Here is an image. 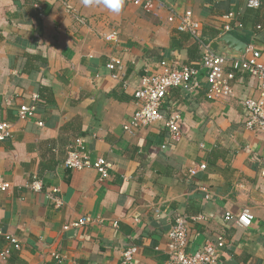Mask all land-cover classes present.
I'll use <instances>...</instances> for the list:
<instances>
[{"label": "crops", "instance_id": "0c3cea01", "mask_svg": "<svg viewBox=\"0 0 264 264\" xmlns=\"http://www.w3.org/2000/svg\"><path fill=\"white\" fill-rule=\"evenodd\" d=\"M160 1L166 7L152 11L123 1L115 13L95 0L87 7L82 0H0V123L13 126L0 143V183L11 186L0 190V231L22 243L0 264H121L131 246L139 249L133 264H166L174 220L200 214L208 221L191 225L189 253L224 235L228 245L218 264H264V165L256 160L264 133L246 128L243 106L257 96L253 78L238 73L234 97L225 101L209 100L206 83L195 93L172 90L162 112H181L179 141L161 123L135 136L123 130L136 112L134 92L146 69L157 74L162 62L179 63L198 69L205 81L202 49L177 30L178 22L168 23L172 14L192 11L212 49L227 34L224 25L240 22L243 28L231 33L264 59V3L251 9L249 0ZM36 2L44 5V19ZM65 3L76 16L65 12ZM113 33L118 39L106 41ZM112 59L121 62L114 72ZM34 96L36 116L20 120L19 106ZM79 140L93 160L113 165L109 180L64 166ZM202 164L206 170L191 178L189 170ZM35 177L41 192L28 188ZM53 188L60 189L59 206L48 200ZM246 207L255 216L248 229L236 223ZM227 212L234 215L230 222ZM84 217L92 223L64 230ZM9 247L0 236L1 250Z\"/></svg>", "mask_w": 264, "mask_h": 264}, {"label": "built area", "instance_id": "2783aa9c", "mask_svg": "<svg viewBox=\"0 0 264 264\" xmlns=\"http://www.w3.org/2000/svg\"><path fill=\"white\" fill-rule=\"evenodd\" d=\"M126 4L142 8L144 10L162 9L166 7L160 0H123ZM264 0H249L248 6L251 9L261 8ZM34 7L39 12V18L44 19V5L36 2ZM65 12L68 15L76 16V10L68 3H65ZM229 20H237L234 14H229ZM178 22L177 30L181 33L189 34L201 47V67L206 70L207 75L205 81L199 80V70L189 66L180 65L179 63H161L162 71L157 74L151 73L149 69L145 70V74L141 79L140 86L135 90L134 97L136 99L137 109L132 118L123 125L125 133L135 136L141 128L153 126L157 123L163 124L169 133L172 141H179L182 137L181 121L182 115L179 110H173L168 114H163V106L168 95L172 90L182 89L190 93H195L203 88V83L208 85L207 98L211 101H225L234 97V82L238 73H246L256 82L257 96L246 99L243 103L245 111L248 114L246 128L249 130L264 133V59L260 51L248 48L244 55L218 54L210 44L206 43L201 36V23L195 19L192 11H186L182 15H171L168 18L169 24ZM243 24L240 22L234 25L226 24L223 27L224 33H231L236 29H242ZM118 39V34L113 33L105 36L106 41L114 42ZM121 66V62L112 59L108 68L116 71ZM114 79H120L118 74L113 75ZM124 87H129L125 85ZM38 97L34 96L31 104L19 106L18 116L22 121H29L37 114ZM39 127H44L43 122H38ZM13 126L7 122L0 123V143L6 142L11 138ZM256 160L264 165V153L257 156ZM67 169L73 171L95 170L100 176V181L104 182L111 177L113 165L102 158L93 160L91 156L83 148V142L78 141L75 146H71L67 151L64 162ZM206 165L195 166L189 170V176L195 177L199 172L205 171ZM264 177V167L261 170ZM10 184L0 183V190L10 189ZM28 188L33 192L42 191V182L36 177ZM206 193V199L209 193L206 188H201ZM59 188H53L48 193V200L56 206L61 205ZM160 214L157 213V217ZM234 215L231 212L225 214L226 222L232 221ZM255 216L250 208H244L236 217V223L243 228H250L254 222ZM92 219L84 217L78 222L71 223L64 227L65 231L70 229H79L92 223ZM208 218L203 215L183 216L174 220V223L167 234V261L166 264H218L222 250L228 245L225 236H219L215 241H207L196 253H189V229L192 224L207 222ZM118 224H115L117 227ZM10 247L1 250L0 256L8 257L12 250L20 251L22 249L21 241L12 235L3 234L0 231ZM139 249L136 246L127 248L122 253L121 264H133L135 256ZM52 258L60 263L61 256L57 252L51 254Z\"/></svg>", "mask_w": 264, "mask_h": 264}, {"label": "water", "instance_id": "95a60500", "mask_svg": "<svg viewBox=\"0 0 264 264\" xmlns=\"http://www.w3.org/2000/svg\"><path fill=\"white\" fill-rule=\"evenodd\" d=\"M249 46L232 33L224 34L214 44V50H224L226 54L244 55Z\"/></svg>", "mask_w": 264, "mask_h": 264}, {"label": "clouds", "instance_id": "9594fccd", "mask_svg": "<svg viewBox=\"0 0 264 264\" xmlns=\"http://www.w3.org/2000/svg\"><path fill=\"white\" fill-rule=\"evenodd\" d=\"M94 0H82L84 6H90ZM96 3L102 4L106 9L119 13L123 7V0H95Z\"/></svg>", "mask_w": 264, "mask_h": 264}, {"label": "trees", "instance_id": "16d2710c", "mask_svg": "<svg viewBox=\"0 0 264 264\" xmlns=\"http://www.w3.org/2000/svg\"><path fill=\"white\" fill-rule=\"evenodd\" d=\"M264 3V2H263Z\"/></svg>", "mask_w": 264, "mask_h": 264}]
</instances>
